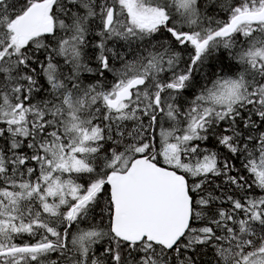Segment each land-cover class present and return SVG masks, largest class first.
<instances>
[{
    "label": "snow or ice",
    "instance_id": "obj_1",
    "mask_svg": "<svg viewBox=\"0 0 264 264\" xmlns=\"http://www.w3.org/2000/svg\"><path fill=\"white\" fill-rule=\"evenodd\" d=\"M0 264H264V0H0Z\"/></svg>",
    "mask_w": 264,
    "mask_h": 264
}]
</instances>
